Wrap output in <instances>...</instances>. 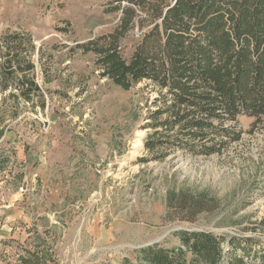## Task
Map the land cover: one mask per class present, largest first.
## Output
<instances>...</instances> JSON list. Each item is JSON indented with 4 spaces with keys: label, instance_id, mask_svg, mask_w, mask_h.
Segmentation results:
<instances>
[{
    "label": "rangeland",
    "instance_id": "1",
    "mask_svg": "<svg viewBox=\"0 0 264 264\" xmlns=\"http://www.w3.org/2000/svg\"><path fill=\"white\" fill-rule=\"evenodd\" d=\"M108 2L0 0V79L5 44L29 39L22 58L44 101L12 97L19 73L0 91V264L36 251H47L44 264H138L136 250L178 247L182 231L264 240V117H239L240 140L219 155L156 159L143 143L157 93L146 82L115 87L76 49L115 28ZM136 35L121 42L125 59ZM186 191L216 204L169 209Z\"/></svg>",
    "mask_w": 264,
    "mask_h": 264
},
{
    "label": "trees",
    "instance_id": "2",
    "mask_svg": "<svg viewBox=\"0 0 264 264\" xmlns=\"http://www.w3.org/2000/svg\"><path fill=\"white\" fill-rule=\"evenodd\" d=\"M106 11L119 14L115 28L76 49L94 54L99 77L115 87L128 91L146 82L157 93L149 115L152 132L143 143L156 159L174 151L219 155L240 140L239 117L256 122L264 117V0H109ZM133 31V52L125 59L121 42ZM10 44H5L0 91L19 73L12 97L27 103L37 97L44 108L34 65L21 53L33 49L31 41ZM215 202L206 193L186 191L168 197L167 206L195 214ZM259 228L264 229V217ZM178 236V247L136 250L137 263L264 264L262 238L187 231ZM46 252L29 253L20 264H44Z\"/></svg>",
    "mask_w": 264,
    "mask_h": 264
},
{
    "label": "water",
    "instance_id": "3",
    "mask_svg": "<svg viewBox=\"0 0 264 264\" xmlns=\"http://www.w3.org/2000/svg\"><path fill=\"white\" fill-rule=\"evenodd\" d=\"M153 244H156V243H151V244H149V245H147V246H150V245H153Z\"/></svg>",
    "mask_w": 264,
    "mask_h": 264
}]
</instances>
